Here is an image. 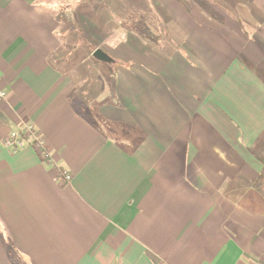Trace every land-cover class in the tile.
Segmentation results:
<instances>
[{"label":"crops","instance_id":"crops-1","mask_svg":"<svg viewBox=\"0 0 264 264\" xmlns=\"http://www.w3.org/2000/svg\"><path fill=\"white\" fill-rule=\"evenodd\" d=\"M77 1L0 0V264H264V0L157 2L205 42L165 72L168 97L158 68L118 56L95 111L60 60L59 15L90 14ZM211 38L243 77L246 115L211 99L212 74L181 73ZM23 124L51 160L29 139L16 153L3 145Z\"/></svg>","mask_w":264,"mask_h":264},{"label":"rangeland","instance_id":"rangeland-1","mask_svg":"<svg viewBox=\"0 0 264 264\" xmlns=\"http://www.w3.org/2000/svg\"><path fill=\"white\" fill-rule=\"evenodd\" d=\"M77 2L81 5L77 7L78 11L86 9L90 14L83 15L80 22L68 20L64 13L59 15V31H68V39L61 40L59 50L64 53L60 60L61 66H64L62 72L71 80L72 77L75 78L73 80L76 82V95L82 98V105L89 107L92 111H95L100 104H109V99L112 97L110 88L114 83L113 71L116 68L114 66L118 64L115 60L111 63L97 61L91 55L94 49H102L113 59L124 56V53L129 54L130 50L135 52L131 57L125 55L132 59L127 64L158 68V80L154 85L156 94L159 95L162 90L168 97L172 96V93L162 82L165 80V72L179 74L175 68L181 66V60L184 59L186 62L187 59L192 60L189 53L196 54L201 44L205 42L191 33L186 35L181 32L177 24L170 23L166 15L160 13L156 3H161L160 6H163L164 0L162 2L160 0H104L105 5H102L101 0H95L96 3L93 5L91 1L86 2V0ZM85 4L87 8L82 7ZM133 13L137 17H133ZM124 19H129L128 28L122 25ZM210 40L211 42H206L202 64L191 62L190 67L181 73H185L189 78H197L200 82L212 81L209 75L212 74L215 84L210 82L211 99L220 95L228 96L238 107L239 112L246 115L243 104V77L234 71L235 65L230 62L231 58L225 53L226 51L223 52L221 49L222 44L215 41V38ZM172 52H176L177 55L172 56ZM220 71L224 74L220 75ZM171 80L173 82L171 85H174L176 80ZM105 98L107 100L99 102ZM193 121L196 122V120ZM235 122L240 133L247 128L248 120L245 118L237 117ZM185 132L184 128V136Z\"/></svg>","mask_w":264,"mask_h":264},{"label":"built area","instance_id":"built-area-1","mask_svg":"<svg viewBox=\"0 0 264 264\" xmlns=\"http://www.w3.org/2000/svg\"><path fill=\"white\" fill-rule=\"evenodd\" d=\"M5 97V91L0 89V99ZM29 139L34 142V146L38 147L45 158L51 160L47 155L46 143L39 137L38 133L35 131L31 124H23L20 129L11 130L6 138L3 140V145L9 148L13 153L20 150L25 143V140ZM63 176V181L68 182L71 179L70 173L67 171L61 172Z\"/></svg>","mask_w":264,"mask_h":264},{"label":"water","instance_id":"water-1","mask_svg":"<svg viewBox=\"0 0 264 264\" xmlns=\"http://www.w3.org/2000/svg\"><path fill=\"white\" fill-rule=\"evenodd\" d=\"M91 55L94 59L100 62L111 63L114 61L113 58H111L107 53H105L100 48L94 49Z\"/></svg>","mask_w":264,"mask_h":264},{"label":"trees","instance_id":"trees-1","mask_svg":"<svg viewBox=\"0 0 264 264\" xmlns=\"http://www.w3.org/2000/svg\"><path fill=\"white\" fill-rule=\"evenodd\" d=\"M134 16H136V14L135 13H133V17ZM137 17V16H136ZM130 18V17H129ZM129 19H125V21L124 22H122L121 24L123 25V26H125V27H129V21H128ZM126 29V28H125ZM115 60V62H117V63H126V62H122V61H119V60H117V59H114ZM82 93H84V92H82Z\"/></svg>","mask_w":264,"mask_h":264}]
</instances>
